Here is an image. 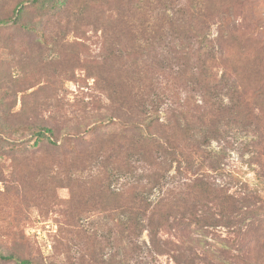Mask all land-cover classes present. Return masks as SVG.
Listing matches in <instances>:
<instances>
[{
    "label": "rangeland",
    "instance_id": "obj_1",
    "mask_svg": "<svg viewBox=\"0 0 264 264\" xmlns=\"http://www.w3.org/2000/svg\"><path fill=\"white\" fill-rule=\"evenodd\" d=\"M175 1L183 5L190 19V28L181 34L186 46L195 42L197 7L206 14L205 30L211 39L221 35V25L227 35L252 37V46L245 41L247 47L219 42L224 59L221 56L212 64V73L217 79L225 75L229 87L233 82L239 86L234 105L240 111L218 119V131L206 146L210 155L198 160L213 165L209 178L216 184L252 203L231 212L224 202H208V215L220 220L216 225L174 221L163 236L179 243L183 253L188 252L181 264H264V0H228L229 13L223 19L224 14L209 15L208 0ZM253 2L257 6L255 19L249 9ZM151 6L155 8L156 0H0L3 255L35 264H114L118 253H123L116 241V227L123 216L120 206L127 205L132 193L129 177L141 169L130 172L125 160L116 163L107 153L98 158L103 161L101 167L84 154L87 144L75 141L81 153L72 152L67 139L87 126L99 129L93 139L127 129L122 126L124 117L108 109V82L114 77L111 67L118 50L134 45V34L143 36L138 23L150 19ZM257 51L258 62L245 80L242 62L246 63L248 56L255 59ZM134 57L143 59L141 54ZM123 64L128 65L129 60ZM128 75L126 70L119 77L125 80ZM168 88L165 93L173 95L169 99L178 106L190 87L179 83ZM127 89H131L129 84ZM168 105L167 100L162 102V111ZM46 127L53 133L39 140L38 131ZM87 136L85 133L83 138ZM176 171L175 165L171 174ZM102 177L110 179L103 181ZM118 189L123 194L115 201ZM157 195L154 191L152 196ZM139 241L142 246L149 243L146 229ZM178 252L144 256L130 264H177L174 256ZM0 264L18 263L0 257Z\"/></svg>",
    "mask_w": 264,
    "mask_h": 264
},
{
    "label": "trees",
    "instance_id": "obj_2",
    "mask_svg": "<svg viewBox=\"0 0 264 264\" xmlns=\"http://www.w3.org/2000/svg\"><path fill=\"white\" fill-rule=\"evenodd\" d=\"M208 2L206 9L209 15L219 13L224 14L222 19L227 18L230 7L228 0ZM249 9L252 11L251 18H257L254 2ZM147 15L150 19L138 23L143 36L134 34L135 44L125 51L122 48L118 50L117 60L111 67L114 77L108 82L111 91L108 109L118 113L117 117H124L122 126L127 129L122 134L109 131L107 137L93 139L99 129L87 126L88 129L79 130L71 137L70 133L67 142L72 152L80 153L75 141L81 140L83 145L87 144L84 154L90 160L96 159L97 163L102 153H107L116 163L125 160V169L132 168L130 172H135L138 167L141 169L139 174L129 177L128 182L133 185L132 193L127 205L120 206V214L123 216L116 227V241L118 250L123 253H118L120 257L114 264L140 262L144 256L153 257L175 249L179 254L174 259L177 264H181L188 258V252L183 253L179 250V243L163 236V232L172 227L174 221L176 224H186L185 219H188V223L198 226L216 225L220 220L208 215V208H211L208 202H224L231 212L242 210V207L252 203L245 196L238 199L210 179L212 164L198 163L204 154L210 155L206 146L212 133L218 131V119L224 114L240 111L234 105V95L239 94V86L236 82L227 86L225 75L217 79L212 73V64L221 56L224 59L223 46L227 42L247 47L245 41L251 44L252 37L244 39L242 36L227 35L226 27L221 25V35L211 39L205 30L206 14L197 7L196 17L193 18L195 42L186 46L181 34H186L190 28V19L183 5L176 4L175 0H156L155 8L151 6ZM221 41L223 46L220 48ZM140 54L144 60L134 57ZM255 54V59L248 56V61L242 62V68H246L242 75L245 80L250 78L253 64L258 62V51ZM126 58L129 60L128 65L123 64ZM140 61L142 64H139ZM126 70L128 78L122 80L119 74ZM179 83H186L190 88L176 106V102L169 99L173 95L166 94L165 89ZM128 84L130 90L127 89ZM196 95H199L197 100L194 98ZM166 100L169 105L162 111V102ZM163 112L164 117L161 116ZM48 132L53 133V129L46 127L39 130L38 139ZM85 133L88 136L83 138ZM99 165L102 167V160ZM175 165L177 171L171 174ZM116 171L122 173L119 167ZM184 172L187 174L185 177ZM100 179L107 181L110 177ZM154 191H158L155 198L152 196ZM122 194V190H116L115 201ZM145 229L148 231L149 243L143 242L144 249L139 238ZM0 257L14 260L18 264H35L30 259L3 255L1 252Z\"/></svg>",
    "mask_w": 264,
    "mask_h": 264
}]
</instances>
